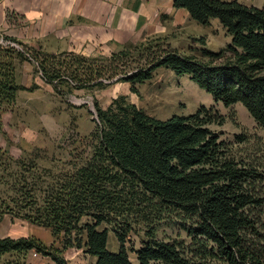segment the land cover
<instances>
[{"label": "trees", "instance_id": "trees-1", "mask_svg": "<svg viewBox=\"0 0 264 264\" xmlns=\"http://www.w3.org/2000/svg\"><path fill=\"white\" fill-rule=\"evenodd\" d=\"M172 1L198 24L218 20L231 43L220 51L202 48L200 56L148 46L147 39L109 57H31L57 92L67 87L63 95L101 91L114 80L130 84L138 95L136 86L159 69L170 70L226 106L242 104L264 131V7L237 0ZM192 41L206 43L203 37ZM15 50L0 46V103H13L20 90ZM94 106L98 128L88 158L65 174L41 205L34 201V187H21L17 211L7 206L0 213V222L11 213L50 229L62 237L61 247L35 237H6L0 238V257L17 254L22 263L15 264H28L36 252L54 264H68L65 252L75 247L95 264H264V170L231 155L210 128L221 121L217 112L200 107L162 120L124 95L107 109L97 100ZM164 220L178 221L188 241L159 239L157 224ZM102 225L112 226L117 251L110 249L109 230ZM132 233L141 244L133 250L136 262L126 248Z\"/></svg>", "mask_w": 264, "mask_h": 264}, {"label": "rangeland", "instance_id": "rangeland-1", "mask_svg": "<svg viewBox=\"0 0 264 264\" xmlns=\"http://www.w3.org/2000/svg\"><path fill=\"white\" fill-rule=\"evenodd\" d=\"M237 1L264 7V0ZM63 6L74 8L75 0H34L29 12L0 14V46L10 45L16 49L12 60L20 89L13 103H0V213L7 206L17 211L16 199L21 195V187L28 190L34 187V201L41 205L50 192L59 187L64 175L75 171L76 164L80 166L93 151L98 128L94 101L107 109L122 95L128 102L162 120L173 115L193 114L200 107L213 109L221 116V121L210 128L226 144L231 155L264 170V131L247 109L240 103L226 106L216 101L187 76L159 69L150 81L136 86L138 95L131 92L130 84L115 80L101 91L75 90L70 95H63L67 87L61 85L57 92L43 79L31 57L33 54L44 59L66 55L89 59L109 57L112 52L120 51L121 46H133L147 39L148 46L162 45L185 55L200 56L202 48L220 51L231 43L230 35L220 23H210L211 33L200 35L205 39V45L192 39L182 44L176 36H154L118 46L116 42L103 40L104 33L110 30L104 32L95 28L91 21L82 17L85 12L69 14L61 11ZM81 8H85L84 4ZM6 37L16 39L18 43L9 42ZM137 56L134 51L133 57ZM47 118H51L49 123ZM42 122L49 127L43 126ZM261 217L264 222V212ZM101 228H108L109 247L117 251L118 241L112 226L102 225ZM157 236L167 242L188 241L186 231L178 221L164 220L157 224ZM6 237H35L47 246L56 247H61L62 242V237H55L50 229L11 213L4 214L0 222V238ZM140 245L139 235L130 234L126 248L133 262H136L133 250ZM83 253L81 249L71 247L65 252V258L68 264H93L90 256ZM20 258L17 254H8L0 257V264L22 263ZM45 259L47 264H54ZM45 259L30 255L27 262L40 264Z\"/></svg>", "mask_w": 264, "mask_h": 264}, {"label": "crops", "instance_id": "crops-1", "mask_svg": "<svg viewBox=\"0 0 264 264\" xmlns=\"http://www.w3.org/2000/svg\"><path fill=\"white\" fill-rule=\"evenodd\" d=\"M83 4L85 8H81ZM33 5L34 0H0V14L8 11L29 12ZM79 6L81 7L78 9ZM62 10L69 14L85 12L86 15L82 14V17L91 21L95 28L104 32L110 30L104 33L103 40L116 42L118 46L154 36H176L184 44L192 38L211 33L210 25L198 24L188 11L176 9L172 0H75L74 8L63 6ZM214 22L219 23L218 20H213L211 24ZM49 120L51 118H47L48 123ZM42 123L49 127L46 122ZM91 259L95 264V259ZM46 261L45 259L40 264H47Z\"/></svg>", "mask_w": 264, "mask_h": 264}, {"label": "built area", "instance_id": "built-area-1", "mask_svg": "<svg viewBox=\"0 0 264 264\" xmlns=\"http://www.w3.org/2000/svg\"><path fill=\"white\" fill-rule=\"evenodd\" d=\"M32 256H33V257H38L39 255H38L36 252H33V253H32Z\"/></svg>", "mask_w": 264, "mask_h": 264}]
</instances>
